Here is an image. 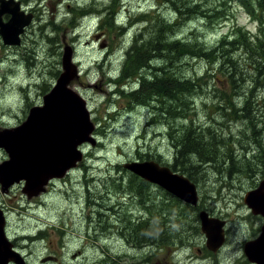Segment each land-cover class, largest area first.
<instances>
[{"label":"flooded vegetation","instance_id":"1","mask_svg":"<svg viewBox=\"0 0 264 264\" xmlns=\"http://www.w3.org/2000/svg\"><path fill=\"white\" fill-rule=\"evenodd\" d=\"M6 1H11L6 10L20 9L21 22L31 18L19 34V44H7L0 34L3 50L0 64L6 66L9 53H15L10 79L17 80L25 67L37 64L39 52L45 53L51 43L55 45L53 37L46 34L47 31L55 34V22L51 18L41 20L32 0ZM12 17L8 11L2 15L4 22ZM35 42V47H31ZM74 47L75 53L78 52L76 44ZM5 81L0 82V130L21 125L31 107L41 105L43 95L55 83L35 84L39 87L36 99L29 94L30 84L26 88L23 82L13 84V91H18L23 101L18 114L11 105L17 104L18 99L10 105L7 102L11 93L9 82ZM162 113L164 116L159 119L166 121L167 113ZM87 145L80 146L83 159L63 175L50 178L42 191L32 197L23 191L24 179L7 189L0 183V224L5 237L0 241V264H88V229H93L94 237L102 243L110 238L127 243L132 250L129 264H259L250 259L247 250L250 243L264 234V213L256 212L245 202L246 193L256 190L264 181V165H257L261 161L254 158L255 146L243 150L242 155L234 154L236 159H227V164H255L256 172L228 176L213 172L214 176H210L208 170L201 178L202 183H196L199 199L193 205L129 172L121 163L114 165L117 174L88 176ZM0 152L3 154L0 164H4L8 153L2 147ZM166 158L155 160L183 173L180 161ZM259 202L264 203V193ZM203 210L225 222L221 247L207 244L200 221ZM116 259L104 251L98 262L111 264Z\"/></svg>","mask_w":264,"mask_h":264},{"label":"trees","instance_id":"2","mask_svg":"<svg viewBox=\"0 0 264 264\" xmlns=\"http://www.w3.org/2000/svg\"><path fill=\"white\" fill-rule=\"evenodd\" d=\"M123 1L103 0L98 6L75 8L68 24L73 27L81 16L89 13L99 19L98 29L104 35L124 38L120 45H124L126 53L119 76L109 80L120 86L121 82H140L142 87L138 91L123 92V96L129 102L135 100L166 111L176 120L178 125L171 126L169 132L174 157L176 162L180 161L182 172L195 183H202L201 178L208 170L221 176L256 172L257 165H264V93L258 96L256 92L258 82H264V0H236L258 22V32L237 24L212 44L203 38V30L198 26L191 28L190 33L181 30L196 18L213 26L227 17L224 9L234 0H154L149 11L128 22V26L136 20L143 23L133 39H128V26L120 15L126 6ZM54 28L55 33L60 31L58 23ZM57 67L55 76L60 74ZM215 82L232 85L228 92L219 89ZM244 82H248V87L238 101L240 95L236 89ZM199 102L210 104L213 111L204 126L193 114ZM162 111L155 114L164 116ZM231 121L242 122L237 134ZM178 128L181 131L177 132ZM243 141L248 145H242ZM233 143H240L243 150L255 146L254 158L261 162L243 166L227 164V159H236L237 148ZM139 157L159 160L151 151H140Z\"/></svg>","mask_w":264,"mask_h":264},{"label":"rangeland","instance_id":"3","mask_svg":"<svg viewBox=\"0 0 264 264\" xmlns=\"http://www.w3.org/2000/svg\"><path fill=\"white\" fill-rule=\"evenodd\" d=\"M102 1L32 0L42 15L41 20L51 18L55 24H59L60 31L58 33L54 34L53 31H47L46 33L53 37L54 43L56 40L58 46L51 43L50 49L47 48L45 53L39 52L36 59L37 64L25 67L22 77H18L17 80L10 79L13 75L10 67L14 66L15 61L13 56L15 53H9L6 66L0 64V82H4L5 79V82H9L8 93L11 94L8 95L7 102L10 105L11 102H15L18 99L17 104L11 105L13 110H17V113L21 114L22 97L18 91L17 93L13 91L12 85L23 82V86L26 88L30 84L29 94L32 98L36 99V90L39 87H36L35 84L41 82L52 83L57 79L54 72L56 66L61 70V63L59 64L58 60L62 57L65 39L73 46L76 44L78 52L75 53V57L79 65L80 77L74 80L72 87L86 99L87 106L91 112V119L96 125L94 134L98 132V135L95 134V136L101 142V145L92 146L90 143L87 145L86 174L88 176H98V178L117 174L114 165L139 159V151H151L160 155L161 160L165 157L163 161H166V156H169L174 161L175 149L172 146L169 132L171 126L178 125L176 120H172L168 115L166 121L160 120L159 116H156L155 113L162 110H158L157 107L147 106L135 100L129 102L123 96V92L138 91L142 87L139 82H121L119 83L121 84L120 86L116 82L109 80L110 77L115 78L119 76L122 61L126 53L124 45H120L124 38L121 39L122 41L120 39H112L108 35H104L101 30L97 31L99 19L97 17L94 19L89 13L81 16L78 23L73 27L68 24H71L73 9L80 10V8H86V6L92 4L98 6ZM123 3L126 6L120 15L128 26V22L132 18H136L138 14L149 11L151 6L154 5V0H124ZM228 4L227 8L224 9L227 17L218 20L213 26H207L203 21H199L196 18L192 23L186 24L181 31L183 33H190L191 28L198 26L203 30L201 35L210 44L214 43L222 34L231 32L237 24L245 26L253 33L258 32V22L250 17L247 9L239 1L234 0ZM142 26L143 23L140 20H136L132 25H129L126 30L128 39H133L134 33ZM36 33H38V29H36ZM36 43L31 47H35ZM2 52L3 50L0 48V57ZM41 78H43V81ZM215 83L219 89L226 91L232 85L231 82ZM247 83L244 82L243 85H240L236 89L237 94L240 95L238 101L243 98L244 90L248 87ZM210 91H213V89H210ZM256 92L259 93L258 96L263 95L264 82H258ZM194 110L195 120L203 124V126L208 122L213 112L210 104L207 103L205 105L202 102H199ZM216 116L219 118L218 114ZM231 122L234 134H237V131L241 130L242 122ZM240 140L242 141L241 138ZM233 145L238 148L234 154L242 155L243 147L240 143H233ZM242 145L247 146L248 144L243 141ZM2 155V152H0V157ZM209 175L214 176L213 171L209 170ZM94 232L93 229H88V264H101L98 262V259L100 255L104 254V251L109 253L111 259L117 257L111 264L130 263L129 256L132 250L127 243L116 238H110L102 243L99 238L94 237Z\"/></svg>","mask_w":264,"mask_h":264},{"label":"water","instance_id":"4","mask_svg":"<svg viewBox=\"0 0 264 264\" xmlns=\"http://www.w3.org/2000/svg\"><path fill=\"white\" fill-rule=\"evenodd\" d=\"M9 2L0 0V34L7 44L16 45L20 43L19 34L31 18L21 22L18 7L6 10ZM7 11L13 17L4 22L2 15ZM63 43L61 72L53 87L43 95V103L33 106L18 127L0 130V147L8 153V159L0 164V183L7 189L15 181L24 179L23 191L29 197L42 191L50 178L59 177L75 166V162L83 156L79 145L84 142L92 146L97 144L93 135L95 123L87 101L72 87L74 80L80 77L79 65L74 58L75 48L66 39ZM122 166L164 187L187 203L196 205L198 202L197 184L186 174L162 166L155 159L130 160L123 162ZM262 193L264 181L256 190L246 193L245 202L256 212L264 213V203L259 202ZM200 221L207 244L221 247L225 222L210 217L205 210L200 212ZM0 234V241L5 240L2 236L3 224H0ZM247 253L252 261L264 264V234L248 245Z\"/></svg>","mask_w":264,"mask_h":264},{"label":"bare ground","instance_id":"5","mask_svg":"<svg viewBox=\"0 0 264 264\" xmlns=\"http://www.w3.org/2000/svg\"><path fill=\"white\" fill-rule=\"evenodd\" d=\"M117 8V7H116ZM123 9V8H122ZM84 11V10H83ZM84 12H86V11H84ZM84 12L82 13V14H84ZM94 12V11H93ZM119 12H120V10H119ZM111 13V12H110ZM112 15V14H111ZM89 16V15H88ZM99 16V15H98ZM101 16V15H100ZM90 17V16H89ZM145 17V16H144ZM116 18V17H115ZM118 19V18H117ZM106 24V23H105ZM131 49V48H130ZM179 92V91H178ZM250 96V95H249ZM252 96V95H251ZM247 98H250V97H247ZM254 105V104H253ZM245 106V105H244ZM243 106V107H244ZM241 109V108H240ZM249 121V120H248ZM257 122V121H256ZM248 123H250V122H248ZM252 124V123H251ZM255 124V123H254ZM252 126V125H251ZM255 126V125H254ZM209 165V164H208ZM113 213V212H112Z\"/></svg>","mask_w":264,"mask_h":264}]
</instances>
